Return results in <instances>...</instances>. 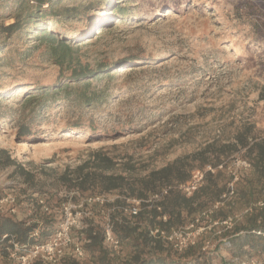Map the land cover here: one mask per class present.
<instances>
[{
  "label": "rangeland",
  "instance_id": "rangeland-1",
  "mask_svg": "<svg viewBox=\"0 0 264 264\" xmlns=\"http://www.w3.org/2000/svg\"><path fill=\"white\" fill-rule=\"evenodd\" d=\"M25 5L0 0V149L15 162L0 167V199L16 197V212L1 215L39 226L51 215L57 227V210L71 191L56 178L94 150L128 162L137 178L210 143L232 141L243 125L264 138V0H64L41 28L24 18ZM67 7H78L75 18L59 14ZM16 19L17 31H2ZM49 31L69 45L75 61L101 73L72 79L74 67L60 66L57 43L45 39ZM31 97L37 101L27 103ZM23 126L27 137L18 135ZM243 153L210 157L213 174L220 171V199H205L201 212L182 211V223L172 227L202 228L197 243L215 264L219 258L264 264V255L234 257L222 244L251 212L242 197L251 169ZM17 166L33 174L34 185ZM105 197L111 204L120 195ZM39 198L51 212L40 210L45 214L35 220L29 199ZM253 201L264 206L258 189ZM109 209L101 207L98 217ZM131 252L122 245L113 256L121 261ZM84 258L91 263L93 257ZM0 264L13 261L1 257Z\"/></svg>",
  "mask_w": 264,
  "mask_h": 264
},
{
  "label": "trees",
  "instance_id": "trees-1",
  "mask_svg": "<svg viewBox=\"0 0 264 264\" xmlns=\"http://www.w3.org/2000/svg\"><path fill=\"white\" fill-rule=\"evenodd\" d=\"M25 1L24 18L30 23L35 22L37 28H41L46 13L48 12L51 15L52 10L64 0H15L19 6ZM77 8H63L59 11V14L63 15L65 20L73 19L76 16L72 13ZM116 10L120 11L121 8L118 7ZM69 14L73 16L71 17ZM54 24H57V22ZM18 26L19 19H16L14 23L2 27V31L12 34L18 30ZM42 32L45 34V29ZM45 36V39L57 43L54 50L60 52L58 64L62 66L67 63L69 66L74 67L71 70L72 79L75 81L85 80V76L93 74L88 65H82L75 61L72 56V49L62 38H57L56 33L49 31ZM99 67L100 65L97 66V69ZM100 73L101 71L93 74V76H98ZM41 90L45 91L47 89L40 88ZM56 92V90L52 91L51 94L56 95ZM259 99L264 101V87L260 91ZM32 101H37V98L31 97L26 100L27 103ZM29 134V129L23 126L20 128L18 135L27 137ZM240 151L244 152L243 156L247 158L251 168L250 178L246 179V187L242 190V197L246 198L245 202L251 208V212L245 217V225L240 228L234 227L231 233L232 236L222 244L229 252H233L234 257L264 255V206L260 208L253 207L254 189H258L264 199V138L254 135L252 125H243L236 132L232 141L219 145L215 142L210 143L201 151L176 158L161 168L149 171L142 177L133 178L131 176L132 166L128 162H118L116 158L102 149L90 152L88 158L73 169L67 168L56 178L65 189L71 191V196L67 199V202H76L86 196L105 197L113 192H117L120 197L111 204L87 206L86 210L89 212V216L82 219L79 228L72 230V235L79 243L85 256L88 254L93 257L91 263L84 262L85 258L66 257L57 264H215L214 257L202 250L203 245L200 242L187 248L182 253H177L162 239L153 236L151 231L156 227L169 230L182 223V211H186L188 215L201 212L200 210L205 205V199H220L224 191L216 183L220 171L216 175L207 172L203 184L191 196H186L176 188L190 178V174L195 167L192 165L194 162H197L198 167L202 169L207 164L209 165L210 157L218 160L219 157L231 156ZM14 164L15 162L10 158L8 152L0 149V167H9ZM15 172L24 177V182L34 185L32 173L21 166H17ZM40 190L35 189L34 192ZM163 190H166V192L160 197L159 201L144 202L151 196L160 194ZM128 199L142 200L140 211L135 216H129L123 212V209L128 206ZM29 200L35 220L42 219L45 213L40 211L41 208L37 205V201L35 199ZM106 206L110 207L109 218L112 224V233L119 240L120 248L122 245H129L132 248V252L128 257L121 261H117L113 256L116 254L104 242L103 221L98 216L101 207ZM157 207H160L161 210L158 211ZM163 215L166 216V221L161 219ZM50 216H46L42 222L43 225L39 226L38 223L27 224L25 221L14 219L11 215L0 214V238L6 234L14 236L20 244L44 243L56 229V225L54 224V227L52 222H49L51 219L47 218ZM36 230L38 231V237H31ZM7 254L6 244L0 239V258L7 259ZM219 262V264H231V262H227L222 258H219ZM34 264L49 263L38 260Z\"/></svg>",
  "mask_w": 264,
  "mask_h": 264
},
{
  "label": "built area",
  "instance_id": "built-area-1",
  "mask_svg": "<svg viewBox=\"0 0 264 264\" xmlns=\"http://www.w3.org/2000/svg\"><path fill=\"white\" fill-rule=\"evenodd\" d=\"M241 164L247 166L245 162H241ZM207 172L214 173L215 169H212L210 165L202 169H194L190 174V178L184 184H180L176 188L182 191L186 196H191L193 192L203 184ZM165 192L166 190H163L160 194L151 196L144 202H157ZM228 193H233L232 186L228 190ZM106 202L107 200L104 196H86L78 199L76 202L62 203L57 210L61 215V219L52 235L49 236L44 243L25 245L20 244L14 236L2 235L0 239L6 244L8 259L13 261L14 264H34L38 260L49 264H57L66 257L83 259L85 254L79 243L73 237L72 230L79 228L82 219L89 216V212L86 210L87 206L92 204L104 205ZM141 202L142 200L138 199H128V206L123 209V212L129 216L137 215L140 211ZM15 204L16 197L13 195H6L0 199V210L2 213L14 214L16 212ZM37 205L40 206L43 212H51L44 198H39L37 200ZM156 209L158 211L161 210L160 207ZM109 213L108 210L102 219L104 226V242L113 253L118 254L120 242L112 233ZM161 219L166 221V216L163 215ZM202 231V228H198L195 223H192L185 227H175L169 230H162L156 227L151 231V234L162 239L166 244L170 245L175 252L182 253L187 248L197 243ZM31 237L37 238L38 231H34Z\"/></svg>",
  "mask_w": 264,
  "mask_h": 264
},
{
  "label": "bare ground",
  "instance_id": "bare-ground-1",
  "mask_svg": "<svg viewBox=\"0 0 264 264\" xmlns=\"http://www.w3.org/2000/svg\"><path fill=\"white\" fill-rule=\"evenodd\" d=\"M23 147H25V144H22V145L20 146V148H23Z\"/></svg>",
  "mask_w": 264,
  "mask_h": 264
}]
</instances>
